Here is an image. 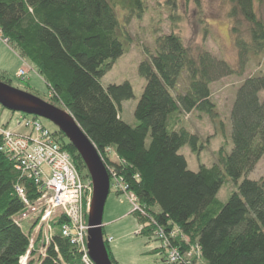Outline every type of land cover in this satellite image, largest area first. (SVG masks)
Returning <instances> with one entry per match:
<instances>
[{
    "label": "trees",
    "instance_id": "16d2710c",
    "mask_svg": "<svg viewBox=\"0 0 264 264\" xmlns=\"http://www.w3.org/2000/svg\"><path fill=\"white\" fill-rule=\"evenodd\" d=\"M229 1L237 64L206 49L193 51L175 32L160 35L139 64L146 84L135 109V126L121 114L122 102L135 96L132 84L104 86L101 79L132 41L117 7L128 10L129 22L143 16L145 0H0V28L47 83V101L71 112L104 155L108 171L116 170L126 193L136 197L157 227L178 228L200 247L205 264H264V177L249 176L264 157V71L238 86L229 113L232 144L221 146L211 166L200 164L199 170H191L181 152L189 147L199 155L204 146L186 125L190 114L206 115L223 126L212 84L243 75L253 56L264 55V21L256 10L260 0ZM53 135L76 166L84 165L58 128ZM2 145L0 134V264H20L30 249L32 230L24 232L15 216L35 206L42 191ZM109 151L118 160L110 158ZM228 181L236 188L224 202L218 193ZM17 186L24 188L28 204ZM132 214L144 233L153 232L152 224L138 212ZM69 222L66 215L52 221L54 234L44 258L39 231L27 264H78L84 253L59 232ZM173 240L182 251L188 250L179 239ZM107 241L111 261L119 264ZM162 264L182 263L163 259Z\"/></svg>",
    "mask_w": 264,
    "mask_h": 264
},
{
    "label": "rangeland",
    "instance_id": "374dc122",
    "mask_svg": "<svg viewBox=\"0 0 264 264\" xmlns=\"http://www.w3.org/2000/svg\"><path fill=\"white\" fill-rule=\"evenodd\" d=\"M145 1L147 9L143 16L139 17L136 15L131 17L129 22H127L128 10L123 7H117L118 18L122 25L127 26V31H129L132 41L130 46H126L124 55L116 60L111 70L101 79L104 86L112 83L120 84L126 81L132 84L135 96L122 102L121 114L123 120L133 126L138 123L135 117V109L146 84V80L139 73V64L146 58L148 51L154 49V44L160 35L175 32L180 35L184 43L193 51L206 49L216 57L226 60L232 65H236L238 60L235 36L232 32L234 20L229 15L231 8L229 0ZM256 10L259 18L264 21V0L256 1ZM246 27L247 25L245 24L242 28L245 29ZM31 64L27 58L21 57L17 48L12 47L11 44L0 37V81H7L15 88L34 94L47 101L50 96L47 83ZM29 67H34V70H30V73L24 78L17 76L19 69L27 68L29 70ZM263 71L264 55L253 56L243 75H230L212 84V99L218 105L223 126L220 123L212 122L208 116H199L195 112L186 117L185 122L188 129L199 134L204 145L199 155L192 152L189 147H184L181 150L186 156L191 170H199L200 164L211 166L221 146L227 145L230 147L232 142L229 113L236 90L246 77ZM0 112V124L4 125L5 129L14 132H23L24 129L19 127L20 121H23L25 117L31 118L28 114L11 111L1 105ZM41 121L52 131L57 128L45 118H41ZM108 156L113 160H118L114 152L109 151ZM100 157L102 159L104 155L100 154ZM76 171L84 185L82 202L75 206L76 211L71 217L68 215L71 219L70 223L60 226L59 232L69 240L80 254L87 251L89 209L93 184L85 164L77 165ZM114 174L116 175L117 172L111 168L109 172L111 179H114ZM249 176L253 179L264 177V157ZM114 181L111 182V192L105 206L103 230L104 239L108 240L110 252L119 264H162L163 259H169L168 254L173 247L178 249L181 257L176 263L205 264L196 247L197 244L190 243V239L184 236L177 228L175 229V239H179V243L189 247V254H185L186 250H180V246L178 244L175 245L173 239L170 240V244L165 243L163 238L160 239L158 236L159 228L155 225L151 215H148L147 210H142L140 206L135 208L132 198L128 196L124 189H119L118 183L116 184ZM235 188L233 181L226 182L218 193V197L225 202ZM134 211L145 218L148 224L154 226L152 233L148 235L141 230L143 225L139 222L137 216L132 214ZM60 212L61 210H58L48 215V218L52 219L50 221L51 226L52 221L60 215ZM43 214V204L36 203L28 211L17 214L15 219L20 222L24 232L29 233L32 230L31 237L33 238L37 237V226ZM121 215V219L116 221V218ZM38 216L37 223L32 229V225ZM168 233L166 231V234ZM53 234L52 226V236ZM40 243L42 244L43 241L40 240ZM45 246L42 245L40 249L43 248L45 250ZM155 248L157 249L156 251L154 250ZM87 257L83 255L79 259L78 264H90ZM30 259L31 256H29L28 261Z\"/></svg>",
    "mask_w": 264,
    "mask_h": 264
},
{
    "label": "built area",
    "instance_id": "2783aa9c",
    "mask_svg": "<svg viewBox=\"0 0 264 264\" xmlns=\"http://www.w3.org/2000/svg\"><path fill=\"white\" fill-rule=\"evenodd\" d=\"M0 37L8 42V39L3 36L1 28ZM28 73L27 68H21L17 71V76L24 78ZM30 116L31 118L25 117L23 121H20L19 127L24 129L21 133L5 129V126L0 124V134L3 138L1 149L11 153L17 159V168L23 172L27 179L33 180L42 191L37 203L43 204L44 214L37 226V231L43 230L42 241L46 246L45 250L41 248L39 253L44 258L52 239V226L50 224L52 219L48 218V215L61 210L60 214L66 215L71 221L70 217L76 211L75 206L82 202L84 185L78 176L71 154L62 148L54 137L53 131L43 124L40 117ZM112 181L118 183L119 189L126 191V186L121 178L115 175ZM16 190L28 204L24 188L17 186ZM128 196L132 198L135 208H139L136 197L133 194H128ZM158 228V236L160 239L163 238L165 243L170 244V240L175 239L176 228L168 231V234H166L165 228L160 226ZM34 241L35 237L31 238L30 249L22 257L20 264H27L30 250L34 247ZM196 247L201 256L200 247L198 245ZM187 253H190L189 250H186L185 254ZM83 255L88 256L90 264H95L88 254V249ZM168 258L172 263L180 260V253L176 247L169 251ZM61 264L71 263L62 261Z\"/></svg>",
    "mask_w": 264,
    "mask_h": 264
},
{
    "label": "water",
    "instance_id": "95a60500",
    "mask_svg": "<svg viewBox=\"0 0 264 264\" xmlns=\"http://www.w3.org/2000/svg\"><path fill=\"white\" fill-rule=\"evenodd\" d=\"M0 105L11 111L49 120L77 151L93 184L88 221V254L95 264H114L109 256L103 230L105 206L111 192V178L99 151L87 133L66 108L58 107L3 81H0Z\"/></svg>",
    "mask_w": 264,
    "mask_h": 264
},
{
    "label": "crops",
    "instance_id": "0c3cea01",
    "mask_svg": "<svg viewBox=\"0 0 264 264\" xmlns=\"http://www.w3.org/2000/svg\"><path fill=\"white\" fill-rule=\"evenodd\" d=\"M26 63V62H25ZM27 64V63H26ZM31 66H32V64H31ZM34 66V65H33ZM30 70H34V67L32 68V67H29V73H30ZM121 217H122V215L121 216H119L118 218H116V221L117 220H119V219H121ZM156 249V248H155Z\"/></svg>",
    "mask_w": 264,
    "mask_h": 264
}]
</instances>
